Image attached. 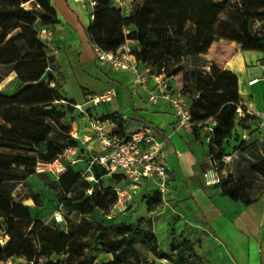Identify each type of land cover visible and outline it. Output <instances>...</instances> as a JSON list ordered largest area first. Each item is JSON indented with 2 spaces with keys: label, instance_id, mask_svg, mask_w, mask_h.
Wrapping results in <instances>:
<instances>
[{
  "label": "trees",
  "instance_id": "obj_1",
  "mask_svg": "<svg viewBox=\"0 0 264 264\" xmlns=\"http://www.w3.org/2000/svg\"><path fill=\"white\" fill-rule=\"evenodd\" d=\"M26 2L33 6L25 8L22 4ZM227 6H234L249 20L234 18L226 12ZM94 9L97 13L107 11L108 18L96 36L91 35L92 44L104 50H115L127 41H134L138 47L131 51L139 62L151 65L155 72L163 70L171 81L175 74L183 73L178 92L190 109L191 129L198 138L203 123L213 121L208 154L212 162L220 161L222 147L231 136L238 109H241L238 81L235 74L213 61L207 62L202 55L220 39L235 42L243 50L264 53V32L254 33L250 25L254 20L264 22V0H237L235 4L227 0H139L126 16L111 0H97ZM10 15L15 22L7 24ZM0 20V64L7 65L0 81L14 73L23 85L10 96L0 94V109L11 120L10 125L0 123V219L8 228L19 225L24 230L37 231L46 254H65L68 243L78 240L79 232L84 234L85 229L80 224L78 229L69 226L64 230L58 225L53 229L41 228L38 222L32 221L28 207L13 196L14 184L35 172L37 162H51L65 148L80 147L71 130L67 132L61 121L68 109L75 111L76 103L61 96L52 74L45 83L36 85L47 68L53 69V59L47 55L45 42L37 33L40 27L58 21L56 12L50 0H16L12 10L0 8ZM37 22L39 27L35 28ZM11 29L18 30L8 36ZM207 64L209 71L201 72L199 68ZM109 117L117 119L119 130H124L121 115L115 112L100 118ZM63 135H67L64 137L66 142L55 143ZM242 144L240 141L238 147ZM216 148L218 153L214 157ZM246 149L253 159L248 161L249 170L264 180V148L254 141ZM1 150H10L13 154ZM82 174V170L69 165L58 179L52 180L59 182L68 193L79 190L83 194L82 200L75 205L82 216L91 214L94 208L107 212L116 201L115 185L109 189L101 187L106 176L98 165L92 166L89 174ZM89 175L98 182L89 181ZM107 178L115 183L121 180L120 175ZM218 186L224 195L244 205L257 199L246 196L241 179L222 180ZM88 188L92 189L91 194L86 193ZM161 199L159 191L152 190L147 195V210L159 206ZM1 231L5 232V229L0 224ZM85 231L90 234L89 241L83 245H87L93 254L73 260L72 264H94L96 253L111 255V259L100 264H206L196 250L198 240L181 239L173 231L170 252L163 250L149 218L140 217L132 223L95 221L91 231ZM9 243L8 237L5 245H0V259L13 256L5 253ZM147 254L152 258L148 259ZM45 264L68 262L57 258Z\"/></svg>",
  "mask_w": 264,
  "mask_h": 264
},
{
  "label": "crops",
  "instance_id": "obj_2",
  "mask_svg": "<svg viewBox=\"0 0 264 264\" xmlns=\"http://www.w3.org/2000/svg\"><path fill=\"white\" fill-rule=\"evenodd\" d=\"M50 3L58 21L46 25L50 34L42 39L47 41L46 52L53 59L51 74L61 96L80 104L83 109V112H77L80 118L78 126L71 130L81 151V160L73 166L83 170L87 166L84 164L86 158L101 153L90 129V120L94 117L116 112L122 116L127 131L142 124L152 127L166 140L163 153L169 174L162 202L148 213L153 220V230L156 232L159 225L168 240L173 239L171 233L174 230V235L177 233L186 239L198 240L196 250L207 264H219L220 256L225 257L222 263H245L252 244L258 250L262 249L261 262L264 264V191L256 201L244 205L224 195L218 184L206 186L202 173L210 159L206 150L208 139L197 138L191 128L179 126L173 109L166 102H149L145 92L133 83L131 74L111 70L96 61L91 35L96 36L100 31L107 21L108 12L97 13L88 3L75 0H50ZM130 11L129 5L122 6L121 14L126 16ZM202 56L235 74L239 112L255 116L264 127L261 118L255 115L264 112V53L243 50L235 42L220 39L214 41ZM253 79L256 81L250 84ZM171 84L179 90L174 80ZM106 91L113 92L111 100L97 105L90 102V97ZM122 93L127 95L129 106L120 109L115 103L108 108ZM206 124L205 129L213 126V122L206 121ZM40 174L55 179L51 173ZM124 185L123 179L115 187ZM153 188L152 183H145L135 191L132 199L147 196ZM172 217L177 220L175 228H169ZM199 236L203 237L201 241ZM222 244L228 253L218 249ZM107 259H111V255Z\"/></svg>",
  "mask_w": 264,
  "mask_h": 264
},
{
  "label": "rangeland",
  "instance_id": "obj_3",
  "mask_svg": "<svg viewBox=\"0 0 264 264\" xmlns=\"http://www.w3.org/2000/svg\"><path fill=\"white\" fill-rule=\"evenodd\" d=\"M139 0H123V7L130 6L132 9L133 5ZM231 4L237 3V0H227ZM16 0H0V8L8 7L10 10L14 8ZM33 5H25V8L32 7ZM122 10V8H121ZM226 12L233 16L234 18L247 21L249 20L248 16L240 11H238L234 6H227ZM15 22L14 17L11 15L7 19V24H12ZM0 20V27H1ZM39 22L34 24L35 28L39 27ZM250 25L252 27V31L254 33H262L264 32V22H260L258 20L250 21ZM18 29H11L8 36H11ZM162 36V35H157ZM42 40V39H41ZM44 41V40H42ZM217 41V40H216ZM46 45V44H45ZM129 48L133 50L137 48L138 45L136 42H129ZM204 58V56H202ZM207 60V59H205ZM207 62H210L207 60ZM52 68L54 66L51 65ZM191 67V66H190ZM193 68V67H192ZM199 70L201 72L206 73L209 71V65H205L200 67ZM7 71V65L0 64V77L3 73ZM183 73L179 72L173 76L174 82L177 84L178 88H180L182 84ZM23 85L17 80L14 73H10L7 77L0 81V94L10 96L16 91L20 90ZM51 86V85H49ZM56 86V85H55ZM188 97V96H186ZM118 105V108L123 109L128 105V97L125 94H121L118 99H116L112 104H109L107 107L111 108L114 104ZM69 112L61 119L64 126L67 128V132L72 130L73 126H78L79 116L78 110L75 112L72 108L68 109ZM76 110V109H75ZM99 109H97L98 111ZM96 111V110H95ZM98 115V113H96ZM208 122H213L212 120H207ZM0 123H4L6 125L11 124L10 118L5 114V112L0 109ZM199 125V124H197ZM208 124L203 123V130H198V134L203 139H208L207 145H209L212 141V134L209 129H205ZM200 126V125H199ZM242 128L244 130H242ZM67 136V135H66ZM61 136L59 142H55L58 144H64L66 139ZM240 141H243V144L239 145ZM258 142V146L264 148V127L260 125L255 117H252L250 114L244 113L241 115V112L237 114V120L233 132L231 136L226 140L222 147L223 151V161H216V170L219 178V183L222 180H239L241 179L245 184V194L250 198H256L264 191V180L260 178L258 173L252 172L249 170L248 161H253L248 155L247 146L251 142ZM211 146H206V150L209 153ZM213 147V146H212ZM7 154H13L10 150H1ZM218 153V149L214 150V157ZM86 165V162H84ZM76 167V166H75ZM79 169V167H76ZM116 185L113 180H109L108 178H104L102 182V188L105 186L106 189H109L110 186ZM31 196V198L29 197ZM13 196L19 198L24 205L28 207L30 216L32 221L38 222L41 228H49L53 229L55 226H59L60 228L67 230L69 226H73V228L78 229L79 224L85 230H90L95 223V221H103L106 224H113L118 222H133L137 218H149V210H147L146 199L147 196H139L131 201H128L124 208L120 206L115 207L114 204L110 207V209L106 212L99 208H94L91 214H87L82 216L79 213V210H76L75 205L82 200L83 194L79 190H75L72 193H68L64 190V187L57 181H53L51 178L46 176L45 174H40L33 172L25 179L20 180L14 184ZM35 198L33 201L32 198ZM162 202V199H161ZM60 212L63 217V222L56 223L53 219L54 212ZM162 211V210H161ZM151 220V224L153 226V220ZM85 220V221H82ZM175 217H172L169 222V228L174 227L175 225ZM1 226L5 229V234L10 238V243L6 247L7 250L5 253L7 255H15V256H29L33 255L36 258L37 264H45L46 261L51 260L54 261L57 258H63L68 262V264H72L73 260H81L84 255L90 256L91 249L87 245H83L84 242L89 241V234L84 230V234L79 232L78 240H73L68 243L65 254H46L42 249L41 243L39 242V237L37 235V231H28V229L24 230L21 226H12L8 228L2 219H0ZM179 225V223H178ZM157 227V223H156ZM40 228V229H41ZM175 228V227H174ZM38 229V230H40ZM154 229V226H153ZM174 230V229H173ZM155 231V230H154ZM158 236L159 246L165 250L170 252L172 239L168 240L165 236V233H162V230L157 228L155 232ZM169 230H167V234ZM175 233V230H174ZM222 234V232H218ZM87 234V235H85ZM178 236L179 234L176 233ZM223 235V234H222ZM181 239L184 237L179 235ZM203 237L199 236V240L201 241ZM227 241V240H226ZM94 246V245H92ZM221 251H225L228 253L227 248L222 244L220 248ZM262 249L258 250L254 244L249 248V257L245 263L240 262L239 264H262ZM110 254L106 253H96V259L94 264H100L109 259ZM148 259H151L152 256L147 254ZM225 257L220 256L218 260H221L219 264H226L224 262ZM241 258H239L240 260ZM205 262V261H204ZM206 263V262H205ZM207 264V263H206ZM217 264V263H214ZM228 264V263H227Z\"/></svg>",
  "mask_w": 264,
  "mask_h": 264
},
{
  "label": "built area",
  "instance_id": "obj_4",
  "mask_svg": "<svg viewBox=\"0 0 264 264\" xmlns=\"http://www.w3.org/2000/svg\"><path fill=\"white\" fill-rule=\"evenodd\" d=\"M75 1L88 3L94 7L97 0ZM111 1L120 9L124 3L123 0ZM25 5H29V2L22 4L24 7ZM49 34L46 26L40 27L37 33L40 39L48 37ZM44 42L47 43V41ZM92 49L98 63L107 65L111 70L131 74L133 83L145 92L149 102H166L173 109L179 126L192 127L190 109L184 97L172 86L170 78L163 70L155 72L151 65L139 62L127 42L115 50H104L97 44H93ZM255 81L256 79H253L249 83L252 84ZM112 97L113 92L106 91L90 97L89 100L97 105L100 102L111 100ZM74 107L79 112H83L80 104H75ZM255 115L259 116L264 123V112ZM90 129L93 132L92 138L99 145L101 153L86 158V160L83 159L87 166L82 170V175L89 174L94 165L103 169L106 177L120 175L121 180H125V185L115 187V207L124 208L125 204L132 200L135 191L147 182L152 183L154 186L152 190H158L161 196L167 191L169 174L163 153L166 140L155 129L142 124L132 131H127L125 128L120 131L117 119L111 117L92 118ZM209 130L211 131V128ZM80 155L79 147H67L53 161L37 162L35 172L51 173L55 179H58L69 165L73 166L81 160ZM221 160H224L223 157ZM215 165L216 163L212 162L210 158L208 165L203 170L202 176L206 186L219 183ZM87 178L89 181L98 182L92 175ZM91 191L92 189L88 188L86 193L91 194ZM53 219L56 223L63 222V217L58 211L54 212ZM7 240V235L1 231L0 245H5ZM0 264H37V262L35 256L28 259L24 256L13 255L0 259Z\"/></svg>",
  "mask_w": 264,
  "mask_h": 264
},
{
  "label": "water",
  "instance_id": "obj_5",
  "mask_svg": "<svg viewBox=\"0 0 264 264\" xmlns=\"http://www.w3.org/2000/svg\"><path fill=\"white\" fill-rule=\"evenodd\" d=\"M50 75H51V69L47 68L45 72L42 74V76L38 79V81H36V85H41L45 83L49 79Z\"/></svg>",
  "mask_w": 264,
  "mask_h": 264
}]
</instances>
